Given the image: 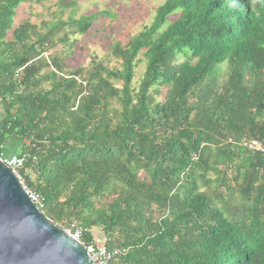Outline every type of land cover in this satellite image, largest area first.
I'll return each instance as SVG.
<instances>
[{
    "label": "trees",
    "instance_id": "trees-1",
    "mask_svg": "<svg viewBox=\"0 0 264 264\" xmlns=\"http://www.w3.org/2000/svg\"><path fill=\"white\" fill-rule=\"evenodd\" d=\"M44 2L76 4L0 0V154L35 157L20 174L39 212L123 251L113 264H264V152L241 146L264 144V0H164L110 47L119 69L75 70L47 52L95 17L13 23Z\"/></svg>",
    "mask_w": 264,
    "mask_h": 264
},
{
    "label": "rangeland",
    "instance_id": "rangeland-1",
    "mask_svg": "<svg viewBox=\"0 0 264 264\" xmlns=\"http://www.w3.org/2000/svg\"><path fill=\"white\" fill-rule=\"evenodd\" d=\"M164 0H76L70 10H59L54 2H44L42 5L22 4L17 10L13 23L19 24L28 20L40 29L41 23H51L57 19L67 23L69 19L94 16L91 29L84 35H73L71 28L65 27L53 39L55 46L47 53L50 56H60L69 70L87 68L92 58L109 68L119 69L118 62L111 56L110 47L118 44L125 46L131 38L137 36L153 19L154 10ZM170 17L168 21L173 19ZM45 32V30H44ZM66 35L67 42H60ZM67 53V57H64ZM139 63L135 69L132 82L134 88L144 72L145 61L142 54L138 56ZM226 67L220 69V75L225 78ZM95 237H101L98 230H93Z\"/></svg>",
    "mask_w": 264,
    "mask_h": 264
},
{
    "label": "water",
    "instance_id": "water-1",
    "mask_svg": "<svg viewBox=\"0 0 264 264\" xmlns=\"http://www.w3.org/2000/svg\"><path fill=\"white\" fill-rule=\"evenodd\" d=\"M0 264H91L83 247L39 212L1 161Z\"/></svg>",
    "mask_w": 264,
    "mask_h": 264
},
{
    "label": "built area",
    "instance_id": "built-area-1",
    "mask_svg": "<svg viewBox=\"0 0 264 264\" xmlns=\"http://www.w3.org/2000/svg\"><path fill=\"white\" fill-rule=\"evenodd\" d=\"M241 146L250 153L264 152V144L259 143L255 140L244 142ZM0 161L14 174L18 182L24 188L26 195L28 196L30 201L37 207L38 210L42 209L43 200L38 195L23 186V176L20 174V171L27 163H35V157L29 154L11 155L5 157L0 154ZM62 230L71 239L78 242L83 247L91 264H113L115 259L123 252L117 249L109 250L98 243L87 244L82 242L83 231L74 223H71L70 225H68V227Z\"/></svg>",
    "mask_w": 264,
    "mask_h": 264
},
{
    "label": "crops",
    "instance_id": "crops-1",
    "mask_svg": "<svg viewBox=\"0 0 264 264\" xmlns=\"http://www.w3.org/2000/svg\"><path fill=\"white\" fill-rule=\"evenodd\" d=\"M2 119V111L0 110V121ZM19 152V146L17 144L8 142L2 145L1 147V154L5 157L10 155H18ZM98 240L100 237L97 238Z\"/></svg>",
    "mask_w": 264,
    "mask_h": 264
}]
</instances>
